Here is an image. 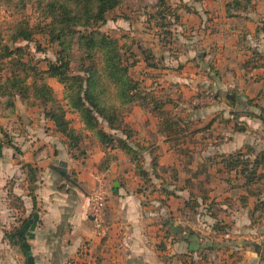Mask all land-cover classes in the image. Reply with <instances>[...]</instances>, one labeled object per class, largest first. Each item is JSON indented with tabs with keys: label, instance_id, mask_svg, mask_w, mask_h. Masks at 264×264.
I'll return each mask as SVG.
<instances>
[{
	"label": "crops",
	"instance_id": "obj_1",
	"mask_svg": "<svg viewBox=\"0 0 264 264\" xmlns=\"http://www.w3.org/2000/svg\"><path fill=\"white\" fill-rule=\"evenodd\" d=\"M229 1L203 0L201 6L194 9L196 13L188 16L190 21L203 24L213 22L217 13L222 18L213 33L203 31L201 37L209 41L205 46L208 54L199 57L201 64L205 63L208 94H196L199 87L194 85H190V89L195 90L189 94L190 89L182 83L186 82L184 78H177L182 80L180 83L164 79L161 82L162 88L173 83L172 91L182 99L191 95L188 100L191 103L171 98L167 108L177 115L184 128L180 140L197 130V133L207 132L205 135L209 139L218 141L213 156L207 159L209 162L215 156L228 155L245 150L248 144L253 145L244 144L245 138L239 135L247 133V136L253 125H264L256 110L237 114L236 120L232 115L227 116L231 108L221 100L223 93L230 98L235 97L233 92H236L250 99L256 97L250 104L242 100V105L264 107V0H251L252 5L247 11L237 10V15L232 17L227 16L225 7ZM215 12L216 16H213ZM242 19L245 24L242 22L239 27L236 22ZM210 59L214 61L208 65ZM246 61H249L247 67ZM173 72L175 77L184 75L179 69ZM53 82L56 80L50 79L52 85ZM203 100L207 102L205 106L201 104ZM238 101L231 99L229 104L232 107L238 105ZM15 105L14 115L0 114V264H264L261 259L264 247L255 246V240L264 236L259 231L264 224L251 225L250 211L254 200L250 198L248 205H244L240 200V195L244 194L241 187L243 192L235 197L228 193L224 199H216L220 202L227 197L232 199L229 204H220L223 212L231 215L233 206L247 208V228L250 230L246 234L235 228L236 220L241 221L239 213L237 219L232 215L231 222H222L229 225V231L218 233L213 228L214 223L211 228L208 225L213 218L206 213V205L197 212L185 207L184 202L189 198V191L184 189L185 179L191 177L190 173L196 172L197 167L194 160L181 161V165L178 158L197 153L186 150L182 154L179 145L171 146L170 143L176 142L166 140L159 131L158 120L149 111L155 120L152 133L162 139L163 151L158 163L163 167L171 166L178 180L174 179L171 184L175 189L172 193L162 194L157 200L152 197L147 202L139 180L135 181L129 155L115 150L116 162L102 170L99 167L105 153L99 145H91L79 161L73 157L66 137L45 117L42 108L27 107L19 98ZM246 107L244 109L248 110ZM134 108V114L142 110L139 105ZM177 111L184 113L180 116ZM218 114L220 117L216 116ZM130 119L132 128L136 133L140 132L138 141L144 144L146 140L148 145L153 134L150 131L144 134V122L135 123L132 116ZM190 124L194 128L187 131ZM240 124L241 127L237 126ZM220 125L225 129L217 131ZM247 139L254 140V137ZM231 140L240 143L232 144ZM157 145H161L160 142ZM150 155L148 150L140 152L142 158ZM211 164L216 172L222 167ZM183 167L186 176L182 174ZM144 168L147 171L153 169L151 165ZM73 169L78 176L76 179L72 178ZM202 170L209 171L206 167ZM99 181L104 182L107 194L104 213L107 233L103 237L95 234L90 217V194ZM226 183L230 190L240 189ZM23 220L21 233L26 239L23 243L12 244L5 238V232L19 226ZM201 222L204 223L202 228L197 225ZM234 236L244 237L245 243L231 245L230 239ZM212 244L217 248L208 249Z\"/></svg>",
	"mask_w": 264,
	"mask_h": 264
},
{
	"label": "trees",
	"instance_id": "obj_2",
	"mask_svg": "<svg viewBox=\"0 0 264 264\" xmlns=\"http://www.w3.org/2000/svg\"><path fill=\"white\" fill-rule=\"evenodd\" d=\"M134 3V0H0V6L12 12L9 19L0 20V114L14 115L15 101L19 98L27 107L43 109L45 117L66 137L73 157L85 155L88 142L99 145L105 153L99 167L103 170L117 159L114 151L118 149L130 156L140 173L147 175L140 157L144 146L133 145L136 131L126 119L132 106L148 109L158 120L159 131L166 140L179 142L184 128L177 115L167 108L170 100L150 95L142 80L132 76L130 70L137 64L135 54L131 52L129 56L133 61L126 62L117 38L99 30L107 21L109 11ZM251 5V0L226 2L227 16L237 15L240 9L247 11ZM28 6L38 15L35 25L27 15ZM153 7L158 8L156 17L170 9L167 0H158ZM173 16L175 25L179 24L181 16L177 12H173ZM37 33L46 35L49 43L59 46L56 60L49 61L46 68L25 60L26 47L17 45L20 41L33 40ZM149 55L144 50L146 65L157 67L150 62ZM244 65L249 66V61ZM52 78L61 83L62 97L50 83ZM251 99L250 103L255 100ZM257 107L260 109L258 117L264 122V107ZM218 157L220 160H216ZM153 160L155 170L159 163L157 158ZM210 161L221 164L217 171L228 175L226 181L232 188H243L240 200L244 205H248L250 198L254 200L251 225L264 224V147L257 150L248 145L245 150L218 155ZM173 175L178 180V175ZM184 189L189 191L185 207L197 212L206 205V213L215 219L213 228L220 233L229 231V225L219 220L216 210L223 211L220 204L231 203L230 197L217 201L211 194L212 189L192 176L185 179ZM24 221L5 232V238L12 244L25 241L21 233ZM216 248L214 244L208 247ZM261 259L264 260V250Z\"/></svg>",
	"mask_w": 264,
	"mask_h": 264
},
{
	"label": "rangeland",
	"instance_id": "obj_3",
	"mask_svg": "<svg viewBox=\"0 0 264 264\" xmlns=\"http://www.w3.org/2000/svg\"><path fill=\"white\" fill-rule=\"evenodd\" d=\"M134 1L135 3L132 6L123 4L115 8L114 10L109 11L107 13V21L99 27V30L101 32L117 38L119 45L122 46L121 52L124 55V60L126 62L133 61L134 58L129 56L131 52L135 54L137 64L130 70L132 76L142 80V85L145 86L148 92H150V95H158L162 98H165L166 100L173 98L174 100H178L179 102L184 101L187 103H191L188 101L192 98L189 94H191L190 92L194 91L195 89L191 90L190 85L199 87V91H195L198 92L196 94H201L200 92H202L203 94L201 95L206 96L208 93H206L207 90H205V87L207 86V83H205L207 82V79L204 78L205 63L201 64V62L199 61V57H204L206 56V54H208V48L205 46L209 41H204V39H201V37H203V31L211 34L214 32L215 28L219 26L220 23L218 22L222 19L220 17V14L217 13V17H215V19L217 20L214 19L212 20L213 22L209 24H207V22L204 24L203 22L199 23L198 21L192 22L190 21L188 16L195 12L194 9H196L197 6H201L203 0H167V5L170 9L164 10V7H162L161 9L164 10L163 14H161L160 16L157 15L156 17V11L158 8H155L153 6L157 3L158 0ZM187 8H189L190 10L188 11ZM26 12L30 18V22L32 25L38 23V15L34 13V10L30 6H28ZM173 12H177L181 16V22L179 24L175 25ZM215 14L216 12L213 14V16H216ZM11 16V10H7L0 6V20L9 19ZM184 20L186 21V23ZM216 22L218 23V25H216ZM242 22H244L245 24V20L242 19L237 21L236 25L240 27L242 26ZM204 25L206 26L205 28ZM212 37L213 36H211L210 38L211 40ZM240 39H242V37H240ZM17 45L25 46V60L30 59L34 63L36 62L40 66V68H46L47 63L49 61H55L58 56L59 46L57 44L49 43L48 37L41 33L35 34L33 40L20 41ZM144 50L149 52L150 62L155 63L157 67L153 68L146 65L147 62L145 61ZM199 54H202V56H199ZM193 56L195 57L193 58ZM214 59H210L207 64H211ZM175 69H179L182 73H184V75L182 77L173 76L172 74L174 73L173 71H175ZM165 70L166 72H164ZM191 70L194 71L191 72ZM177 78H184L186 82ZM163 79L164 81L166 80V82L173 81L180 83L182 81V83H186V87L190 89L188 91V96H185V98L183 97V99L178 97L176 91H172L173 85L171 84L173 83H171L167 87L162 88L161 82ZM56 82H53V86L56 89L57 95L59 97H62L63 87L61 83ZM233 93L235 94V97L229 98V96L223 93L221 98V100H223L224 103L231 108L230 112L227 113V116L232 115V118L236 120L237 118L235 117L237 116V114H240L242 112H251L249 110H256V112H259L260 109L258 110L257 108L253 107L248 108V106L246 107L245 105L241 104L242 100H244L243 103H247L248 101L250 104V101L253 99L248 98L247 95L244 96L242 93ZM255 98L256 97H254V99ZM231 99H235V101L239 100L238 105L234 104L231 107V105L229 104V101H231ZM201 104L205 106L207 102L203 100ZM134 106L135 105L132 106L131 114L126 117L127 121L130 122V118L132 116V118H135V123L137 122L139 124H142L144 122V134H146L147 131H150L152 133V127L154 128L155 120L151 116V114H149V110L142 108L141 111L134 114ZM244 107L248 108V110L244 109ZM177 112H179V115L180 113H184L180 111ZM216 116L220 117V114ZM222 126L223 125L218 126L217 131H219V128L220 131L225 129ZM237 126L241 127L242 125L240 124ZM192 128H194V125L190 124L187 131L192 130ZM250 130L251 133H249L247 136L250 138L254 137V140L247 139V133L245 135H239L241 138H245L244 144L250 143L253 144L252 146L255 148H259L260 146L262 148V146H264V125H253ZM197 132V130H192L184 140H180L176 144L170 143L171 146L175 147L179 145L178 147L182 150H194L195 153H197V155H195L197 157L190 154L179 156V164H181V161L186 163L187 160H194L197 168L196 172L190 173L191 176L196 181L202 182L207 187L211 188L212 196L218 200L224 199V197L228 193L232 194L233 197L237 196V194H241L243 192L241 188L233 190L228 189L229 186L225 181L228 175L225 173L216 172L214 164L212 165L211 162L207 160L208 157L213 156L215 148L214 146L217 147L216 144H218V141H214L213 138L209 139V137L205 135L207 132ZM139 133L140 132L138 130L137 133L133 136L132 140L135 143L133 145L136 147L137 145L144 146V151L148 150V152L151 153L150 156H144V158L140 156L143 160L142 166L150 168V165L152 166V164L154 163V158H157L158 160L159 157L160 159V153L163 151L162 139L160 136L152 133L153 138H150V143L146 145V140H144V144L142 141H138V139L140 138L138 135ZM158 142H160L161 145H157ZM231 143L236 144L240 142L231 140ZM91 145L92 144L88 142L87 146L90 147ZM189 155L191 156V158L188 157ZM82 157L75 159H79V161H81ZM128 157L130 158V156ZM114 161L116 162V160H113V162L110 163V166L112 165V163H114ZM197 161H199L198 165ZM200 162H203V164H201ZM133 166L135 181L139 180L141 188H143L144 190V201L149 202V200H152V197L156 200L159 198L161 199L160 196L162 194H165V196H167L168 194L172 193L173 190H175L174 187H171V184L174 180V169H172L171 166H164L166 168V170H164V167L158 164L155 167V170L152 169V171H148L147 175H144V173H140L139 170L135 169L136 165L134 162ZM204 167L208 168L209 171L204 172L202 170V168ZM184 168L185 167L181 168V170L182 174L186 176L187 172H183ZM73 170L74 172L72 174V178L76 179L78 176L75 169ZM231 210L233 211L231 213L235 219H237L238 213L240 214L241 218V221L236 220L235 228L237 229V231H243L244 234H246L248 230H250L249 228H247V222L249 221L248 219H246L247 208L242 209L241 207L233 206ZM217 211H219V220L222 219V222H224V220H228V222H231L232 215L230 213L228 214V212L226 213L223 211L220 212V210H216V212ZM209 222L210 223L208 225L211 228L214 220L210 219ZM201 223H197V225H200L202 228L204 227V223ZM260 230L264 235V227L259 228V231ZM208 231L209 229H207V232ZM230 241L231 245H235L236 243L244 244L246 239L241 236H234L232 239H230ZM255 244L256 248L257 246L264 247V236L255 240Z\"/></svg>",
	"mask_w": 264,
	"mask_h": 264
},
{
	"label": "built area",
	"instance_id": "obj_4",
	"mask_svg": "<svg viewBox=\"0 0 264 264\" xmlns=\"http://www.w3.org/2000/svg\"><path fill=\"white\" fill-rule=\"evenodd\" d=\"M107 203V194L104 182L99 181L90 194V217L94 232L103 237L107 233L104 213Z\"/></svg>",
	"mask_w": 264,
	"mask_h": 264
}]
</instances>
